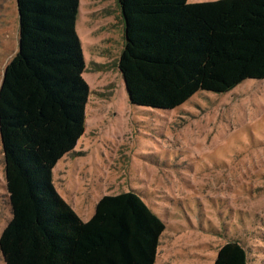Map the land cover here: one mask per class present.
<instances>
[{
    "label": "trees",
    "instance_id": "obj_1",
    "mask_svg": "<svg viewBox=\"0 0 264 264\" xmlns=\"http://www.w3.org/2000/svg\"><path fill=\"white\" fill-rule=\"evenodd\" d=\"M17 51L0 81V143L11 217L5 264H154L164 222L140 193L98 199L82 221L54 188L52 169L86 127L90 87L75 26L80 0H16ZM118 71L130 104L174 109L198 91L225 93L264 78V0H129ZM239 240L213 264H248Z\"/></svg>",
    "mask_w": 264,
    "mask_h": 264
},
{
    "label": "rangeland",
    "instance_id": "obj_2",
    "mask_svg": "<svg viewBox=\"0 0 264 264\" xmlns=\"http://www.w3.org/2000/svg\"><path fill=\"white\" fill-rule=\"evenodd\" d=\"M125 1L80 0L86 127L52 169L54 188L83 221L105 194L140 193L165 224L154 264H213L233 239L248 264H264V78L198 91L172 110L130 104L117 67ZM16 9V0H0V81L17 51ZM2 153L0 143V233L11 217Z\"/></svg>",
    "mask_w": 264,
    "mask_h": 264
},
{
    "label": "crops",
    "instance_id": "obj_3",
    "mask_svg": "<svg viewBox=\"0 0 264 264\" xmlns=\"http://www.w3.org/2000/svg\"><path fill=\"white\" fill-rule=\"evenodd\" d=\"M121 20H122V18H121ZM122 23H123V21H122ZM123 27H124V23H123ZM123 27H122V28H123ZM78 217H79V216H78ZM79 218H80V217H79ZM89 218H90V217H89ZM89 218H88V219H89ZM80 219H81V218H80ZM88 219H87V220H88ZM87 220H86V221H87ZM82 221H83V220H82Z\"/></svg>",
    "mask_w": 264,
    "mask_h": 264
},
{
    "label": "water",
    "instance_id": "obj_4",
    "mask_svg": "<svg viewBox=\"0 0 264 264\" xmlns=\"http://www.w3.org/2000/svg\"><path fill=\"white\" fill-rule=\"evenodd\" d=\"M123 79V78H122ZM123 82H124V79H123Z\"/></svg>",
    "mask_w": 264,
    "mask_h": 264
}]
</instances>
